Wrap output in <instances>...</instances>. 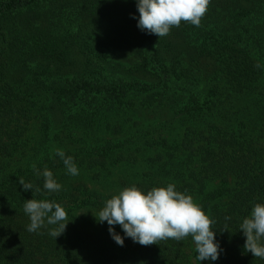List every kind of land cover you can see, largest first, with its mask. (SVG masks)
Listing matches in <instances>:
<instances>
[{
	"label": "trees",
	"instance_id": "trees-1",
	"mask_svg": "<svg viewBox=\"0 0 264 264\" xmlns=\"http://www.w3.org/2000/svg\"><path fill=\"white\" fill-rule=\"evenodd\" d=\"M138 18L136 0H0V264H193L191 236L143 246L117 224L121 246L97 220L122 189L169 183L214 221L215 264H264L239 228L264 204V0H210L160 38ZM32 198L64 207L56 239L27 230Z\"/></svg>",
	"mask_w": 264,
	"mask_h": 264
},
{
	"label": "clouds",
	"instance_id": "clouds-1",
	"mask_svg": "<svg viewBox=\"0 0 264 264\" xmlns=\"http://www.w3.org/2000/svg\"><path fill=\"white\" fill-rule=\"evenodd\" d=\"M209 4L210 0H136L139 12L137 27L159 38L168 35L172 27H179L181 21L199 27ZM255 67L260 68L261 65L258 63ZM56 155L62 159L68 174H79L73 157L65 156L61 149L56 150ZM32 167L43 176L45 190L49 193L61 190V184L47 167L42 172L35 165ZM19 184L24 191L33 189V185L26 183L22 177L19 178ZM23 210L30 219L27 226L29 232H38L47 222V225H57L49 230L55 239L64 233L68 221L61 204L32 198L25 200ZM97 220L101 223L107 221L110 235L121 246L124 239L113 227L117 224L125 236L143 246L158 244L167 239L181 241L191 236L198 261H215L219 256L220 246L215 242V233L211 227L214 221L190 195L177 191L171 183L153 187L146 193L135 185L126 187L105 201ZM239 228L246 237L245 251L251 252L255 258L264 259V204H254L250 215L243 219Z\"/></svg>",
	"mask_w": 264,
	"mask_h": 264
},
{
	"label": "rangeland",
	"instance_id": "rangeland-1",
	"mask_svg": "<svg viewBox=\"0 0 264 264\" xmlns=\"http://www.w3.org/2000/svg\"><path fill=\"white\" fill-rule=\"evenodd\" d=\"M32 144L31 142L22 149V151L20 152V154L17 156V158H21L23 157L24 155H29V153L31 152V149H32ZM196 262V258L194 257V260H192V263L193 264H215L216 260L215 261H212V260H203L202 262H198V263H195ZM57 264V263H56ZM59 264V263H58Z\"/></svg>",
	"mask_w": 264,
	"mask_h": 264
}]
</instances>
